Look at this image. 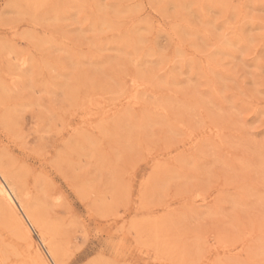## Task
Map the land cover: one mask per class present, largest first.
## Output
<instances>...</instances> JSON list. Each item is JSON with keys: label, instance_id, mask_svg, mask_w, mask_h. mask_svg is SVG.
Returning a JSON list of instances; mask_svg holds the SVG:
<instances>
[{"label": "rangeland", "instance_id": "374dc122", "mask_svg": "<svg viewBox=\"0 0 264 264\" xmlns=\"http://www.w3.org/2000/svg\"><path fill=\"white\" fill-rule=\"evenodd\" d=\"M0 163V264H264V0H0Z\"/></svg>", "mask_w": 264, "mask_h": 264}, {"label": "bare ground", "instance_id": "6f19581e", "mask_svg": "<svg viewBox=\"0 0 264 264\" xmlns=\"http://www.w3.org/2000/svg\"><path fill=\"white\" fill-rule=\"evenodd\" d=\"M43 3V2H42ZM90 100V99H89ZM1 164V163H0ZM3 164V163H2ZM2 169H3V167H2ZM1 168H0V170H2ZM1 173V172H0ZM6 173V172H5ZM2 174V179H3V181H4V184L0 181V196L7 202V204L6 205H9L11 208H12V211H13V208L15 207V202L13 201V198H12V195L14 196L15 195V189H13L12 188V186L9 184V182L7 181L8 179L3 175V173H1ZM1 174H0V176H1ZM7 174V173H6ZM8 177V176H7ZM11 177V176H10ZM27 192V191H26ZM26 192H25V194H26ZM20 194V193H19ZM16 196V195H15ZM14 196V197H15ZM20 196V195H19ZM27 196V195H26ZM16 198H17V196H16ZM20 198V197H19ZM18 198V203L20 204V208H21V210H22V216H23V219H24V222H25V224L24 223H22L21 221H19V222H21V224L20 225H23V227H22V229H23V231L22 232H24V233H26V234H28L29 233V228H31V227H35V228H37L38 229V231L40 232V238H41V240H42V242L44 243V244H46L47 245V241L45 242V239H44V235L42 234V233H47L46 231H45V229H47V228H45L44 230L41 228V224H40V221H39V218H41V217H37V215L39 214V212H37L36 214H35V212L34 211H32V209L30 210L29 208H27V206L26 205H24L23 204V201H21L20 199ZM31 204V203H30ZM8 206V207H9ZM32 206L30 205V208H31ZM17 208V207H16ZM15 208V209H16ZM33 208V207H32ZM36 209V208H35ZM34 208H33V210H35ZM8 211V210H7ZM11 211V212H12ZM14 214V213H13ZM12 214V215H13ZM14 216H15V214H14ZM14 218H17V217H14ZM16 220V219H15ZM43 220H44V218H43ZM14 223V222H13ZM42 224H44L43 222H41ZM45 224H46V222H45ZM44 224V225H45ZM48 226V225H47ZM134 226V225H133ZM42 227H43V225H42ZM46 227V226H45ZM21 229V228H20ZM130 229V228H129ZM42 230V231H41ZM42 232V233H41ZM50 233V232H49ZM25 234V235H26ZM51 235V234H50ZM26 236H28V235H26ZM48 237V236H47ZM52 238V237H51ZM51 238H49V239H51ZM53 240V239H52ZM51 240V241H52ZM138 242V241H137ZM25 243H27V242H25ZM50 243H53V242H50ZM49 243V244H50ZM54 244V243H53ZM10 246V245H9ZM10 247H12V246H10ZM56 247V246H55ZM15 249V248H14ZM13 249V250H14ZM6 250V249H5ZM57 250V249H56ZM58 251H59V249H58ZM5 253V252H4ZM8 254V253H7ZM55 252H54V250L52 249V248H49L48 249V255H49V257L52 259V260H54L55 262H56V257H55ZM58 256V255H57ZM61 259V258H60ZM61 262H63L62 260H61ZM64 263V262H63ZM57 264H58V262H57ZM62 264V263H61Z\"/></svg>", "mask_w": 264, "mask_h": 264}, {"label": "snow or ice", "instance_id": "6c2138e0", "mask_svg": "<svg viewBox=\"0 0 264 264\" xmlns=\"http://www.w3.org/2000/svg\"><path fill=\"white\" fill-rule=\"evenodd\" d=\"M27 71V69H25ZM90 264H108L106 261H100V260H93L90 262Z\"/></svg>", "mask_w": 264, "mask_h": 264}]
</instances>
